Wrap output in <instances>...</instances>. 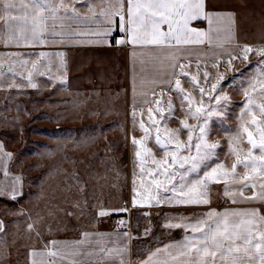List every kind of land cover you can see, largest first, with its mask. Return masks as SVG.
I'll return each instance as SVG.
<instances>
[{"label": "snow or ice", "instance_id": "6c2138e0", "mask_svg": "<svg viewBox=\"0 0 264 264\" xmlns=\"http://www.w3.org/2000/svg\"><path fill=\"white\" fill-rule=\"evenodd\" d=\"M96 3L97 0H0V8L3 9L0 19H4L7 40L17 46L45 45L50 40L59 41L65 36L96 37L88 42L106 44L111 37L114 44L131 46L133 55L137 49L173 53L172 59L168 61L167 74L160 78V84L169 91L174 90L181 97L182 107L185 103L188 104L186 112L197 124L190 125L187 119L181 121L182 128L187 131L185 142L179 139L180 130L170 132L167 128L164 108L160 106L159 100H144L145 105H158L155 111L151 107L147 108V126L142 119L144 109L139 110L140 116L133 109V122L138 123L144 133L140 140L132 138L133 145L140 147L135 156L138 158L139 187L142 189L137 192L138 199L134 198V205L137 202L141 206L161 203L178 206L207 205L210 203V183H225V195L233 204L258 201L264 205V102H255L257 97L264 101V45L237 44L234 52L221 54L222 62L229 67L233 60L248 61L250 55H259L261 58L256 65H250L251 68H258L259 72L248 81L249 88L242 89L246 97L245 104L242 105L245 108L244 114L250 115L251 120L250 123H242V131L236 134L237 138L246 135L251 150L242 153L238 150V145L230 148V154L235 160L228 169L217 158L218 143H209L207 136L210 119L224 113L230 98L223 92V88L217 91L218 84L208 80L209 74L206 71L199 73L207 81V86L201 87L198 76L185 71L189 61L184 59L181 63L175 54L187 51L192 46L221 45L220 37L224 30L220 27V22L223 20L229 22L228 34L224 39L231 40L234 16L213 11L210 0H99L102 6L99 10L94 6ZM112 5L115 6L111 7ZM80 7L87 8V16H81ZM202 21H207V29L194 26ZM97 22L98 28L74 30L81 25H97ZM64 28L73 30L65 32ZM113 33H122L123 38ZM3 39L5 37L0 36V40ZM211 61L216 66L221 58L213 54ZM24 63L27 65L28 61L25 60ZM61 65L66 69L63 60ZM31 67L38 69L35 63ZM200 67L197 61L196 70L199 71ZM180 77L190 80L199 93L198 101L185 92ZM26 79L31 83L32 73H28ZM235 79L233 76L228 83ZM60 83H66V80L61 78ZM31 86L35 88L36 84L31 83ZM164 94L161 93L162 96ZM167 110V117L171 118L175 108L170 100ZM194 133H197L195 141ZM150 139H154L155 144L164 150V159H156L151 148L147 147ZM232 143L235 144V139ZM2 147L0 145V149ZM255 150H259L258 155ZM238 167L244 170L243 173L237 171ZM4 175H8L6 170ZM9 191L12 199L22 194L19 189ZM246 192L251 195H246ZM164 226L183 227L191 235L186 236L183 243L173 246L178 251L171 261L165 259L159 264H176L178 257H183V264H264V214L259 209L222 212L210 210L187 224L168 223ZM33 229V224L27 226L28 231ZM4 232V223L0 221V233ZM87 241L89 234L85 233L84 239L77 242V251L71 255L62 253L56 241L50 242L46 250L32 249L29 254L30 264H92V258L98 253L100 259L96 260V264H101L104 257L109 259L103 260V264H117L113 257L120 258L118 264H126V252L120 247L90 244L89 248L80 251L79 247ZM93 247L95 251L91 250ZM158 254L153 253V256ZM144 264H154V261L150 257Z\"/></svg>", "mask_w": 264, "mask_h": 264}, {"label": "rangeland", "instance_id": "374dc122", "mask_svg": "<svg viewBox=\"0 0 264 264\" xmlns=\"http://www.w3.org/2000/svg\"><path fill=\"white\" fill-rule=\"evenodd\" d=\"M0 36L5 37L0 40V145L3 146L0 149V221L5 226V232L0 233V264H25L30 245L42 246L51 235L74 234L84 225L81 217L86 218V214L91 212L97 214L101 222L109 219L117 229H122L125 227L124 213L115 217L114 214L106 215L107 209L119 207L132 213V229L135 243H138L149 233V225H153L148 220H155V217L145 219L139 216L145 212L141 210L142 207L149 205L141 206L139 202L134 205V198L142 189L139 187L140 169L135 156L140 147L133 145L132 138L140 140L144 136H139L135 131L138 127L133 121L131 130L119 128L120 132L116 135L70 136L66 128L61 130V90L55 88L58 84L55 83L54 88L48 87L50 82H43V74L31 72L29 65L24 63L25 60L29 62V58L35 54L43 55L46 51L10 44L4 19H0ZM260 59L259 55H250L248 61L233 60L230 67L222 62L223 58L216 66H213L211 59H207L199 62V71L195 68L197 61L189 62V66L185 67L190 75L198 76L201 87H206L207 81L199 73L206 71L208 80L218 84L217 91L223 88L230 98L224 113L210 119L207 136L209 143H218L217 158L228 169L235 160L230 148L238 145L242 153L251 150L246 135L237 138L236 134L242 131V123H250L251 120L250 115L244 114L242 105L246 97L242 89L249 88L248 81L259 72L258 68H251L250 65H256ZM28 73H32L31 83L36 84L35 88L26 79ZM233 76L236 79L229 84ZM180 79L185 92L198 101L199 93L190 80L184 77ZM118 83L111 93L123 98L125 90L120 86L122 80ZM162 92L165 93L163 96ZM103 93L100 96H105ZM79 95L91 96L93 93L92 90L82 89ZM156 96L171 101L175 108L171 118L167 117V106L160 104L166 108L167 128L170 132L180 130L179 139L186 142L187 131L182 128L181 121L187 119L190 125L197 124L186 112L188 104L182 107L181 97L168 88L158 90ZM255 102L259 104L264 101L257 97ZM154 106L151 107L155 111L158 105ZM115 108L119 113H124L126 106L119 103ZM257 118H260L258 110ZM122 121L125 125V119L122 118ZM196 135L193 134L194 141ZM234 139L235 144L232 143ZM147 147L151 148L156 159L165 158L164 150L155 144L154 139L147 142ZM255 154L258 155L259 150H255ZM5 170L7 176L4 175ZM237 171L243 173L244 170L238 167ZM225 187V183H210V203L200 205V208L207 206L208 212L231 207ZM9 189H19L22 194L12 199ZM249 194L246 192V195ZM262 207L263 212L264 205ZM178 208L169 211L174 212L169 217L188 218L186 212H192L183 206ZM101 212L106 214L100 215ZM29 224L34 225L33 231L27 230Z\"/></svg>", "mask_w": 264, "mask_h": 264}, {"label": "crops", "instance_id": "0c3cea01", "mask_svg": "<svg viewBox=\"0 0 264 264\" xmlns=\"http://www.w3.org/2000/svg\"><path fill=\"white\" fill-rule=\"evenodd\" d=\"M211 9L217 13L232 14L234 21L231 27V40H225L228 34V21L220 22V27L224 30L220 37L221 45L209 47L206 45L192 46L187 51H180L175 55L183 63L184 59L189 62L205 61L211 59L213 54L220 56L224 52L235 49L237 44H246L249 46L264 45V0H210ZM98 10L102 7L97 0L94 5ZM112 5L111 7H114ZM81 16H87V8L80 7ZM97 25L85 27L83 25L75 28V31H88L98 28ZM200 29H207V21L198 22L194 25ZM61 29H56L60 31ZM73 29L64 28L63 31L68 32ZM119 38L122 33H113ZM96 37H69L65 36L62 40H50L45 45L31 46L34 51L44 50L46 53L35 54L29 58V70L33 73H42L43 82L48 83L50 88H54V84H58L55 88L61 90L59 100L60 106V129L66 128L70 136H94V135H116L119 128L126 127L131 130V122L133 121L132 112L135 108L137 116H140V109H144L142 119L146 126L148 122L147 108L155 107V103L144 104L145 99L159 100L160 104L167 106L169 98H160L156 96L158 90L165 89L160 84V78H164L168 71V61L172 59L173 53L148 49L136 50L133 55V48L129 45H119L111 42L98 44L88 42L95 40ZM63 60L64 66L61 65ZM37 64L38 69H33L31 64ZM51 69L49 72L48 69ZM51 77V80L49 79ZM61 78L66 83H60ZM121 88L125 90L123 98L112 95L111 91L121 82ZM116 85V86H115ZM92 90L93 95H79L80 90ZM72 90H75L74 92ZM79 90V91H78ZM105 96H100L101 93ZM155 92L153 96L152 93ZM103 93V94H104ZM123 103L126 108L124 113H119L115 106ZM151 107V108H152ZM153 109V108H152ZM166 111V108H164ZM168 111V110H167ZM125 119V125L122 123ZM158 118V117H157ZM135 130L139 136H144L140 130L139 124H136ZM163 124V122H162ZM134 125V126H135ZM167 126V125H166ZM251 195V194H249ZM156 206V207H154ZM144 206L139 216L147 219V217H155L154 221H149L150 231L135 243L134 231L132 229L133 219L132 213L116 209H107V216L110 214L124 213L125 227L116 228L109 220L101 222L100 217L95 213L86 214V218H82L83 224L72 235H51L42 246L30 245L27 250L25 264H30V250H46V246L52 241H56L62 253L71 255L77 251V242L84 239V234H89V241L79 247L82 251L89 248L90 244H98L109 248L120 247L126 252V264H144L150 257L154 264H159L165 259L172 260L177 254L178 249L173 247L184 242L186 236L191 235L186 232L183 227H165L168 223L187 224L195 221L207 213V206L196 208L193 206H183L184 209L191 210L186 212L188 218L175 217L171 218L169 212L179 209L177 205H154ZM229 206V205H228ZM263 205L258 201L240 202L231 204V207L216 208L215 211L222 212L225 210H242L256 208L262 212ZM161 208V209H159ZM199 209L198 211H196ZM154 211V212H151ZM187 211V210H186ZM172 215V216H173ZM183 216V215H182ZM157 218V220H156ZM151 219V218H150ZM152 222V223H151ZM123 224V222H122ZM154 226V228L152 227ZM145 227H142L144 229ZM147 228V229H148ZM167 248V251L165 249ZM91 250L95 251V247ZM159 253L153 256V253ZM100 259L99 253L92 258V264H96V260ZM109 259L104 257L101 260ZM119 261V257H113ZM176 264H183V257H178Z\"/></svg>", "mask_w": 264, "mask_h": 264}, {"label": "trees", "instance_id": "16d2710c", "mask_svg": "<svg viewBox=\"0 0 264 264\" xmlns=\"http://www.w3.org/2000/svg\"><path fill=\"white\" fill-rule=\"evenodd\" d=\"M115 215H119V214H114L113 217H115Z\"/></svg>", "mask_w": 264, "mask_h": 264}, {"label": "built area", "instance_id": "2783aa9c", "mask_svg": "<svg viewBox=\"0 0 264 264\" xmlns=\"http://www.w3.org/2000/svg\"><path fill=\"white\" fill-rule=\"evenodd\" d=\"M121 37H123V34L121 35Z\"/></svg>", "mask_w": 264, "mask_h": 264}]
</instances>
